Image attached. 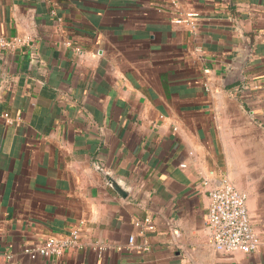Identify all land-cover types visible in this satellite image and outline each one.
I'll list each match as a JSON object with an SVG mask.
<instances>
[{"label":"crops","instance_id":"0c3cea01","mask_svg":"<svg viewBox=\"0 0 264 264\" xmlns=\"http://www.w3.org/2000/svg\"><path fill=\"white\" fill-rule=\"evenodd\" d=\"M179 1L197 29L172 0H0V34L21 39L0 61V264H264V0ZM223 177L255 252L205 229ZM78 225L81 248L30 256Z\"/></svg>","mask_w":264,"mask_h":264},{"label":"built area","instance_id":"2783aa9c","mask_svg":"<svg viewBox=\"0 0 264 264\" xmlns=\"http://www.w3.org/2000/svg\"><path fill=\"white\" fill-rule=\"evenodd\" d=\"M179 0H172L173 12L176 14L171 21L177 24H187L192 30L197 29L200 12L190 9L182 13L178 9ZM53 13H55L53 11ZM19 38H7L0 34V61H2L3 51L13 48ZM80 52V48H76ZM204 72L209 73L208 69ZM4 82L0 80V92ZM206 88L207 83H205ZM0 118L6 123L12 122V117L7 110L0 111ZM180 166H185L181 163ZM210 182L206 179L204 184ZM209 205L205 216V229L209 235L213 247L223 253H233L242 251L244 253L255 252L260 244V233L251 223L247 209L246 192L239 190L232 181L223 177L216 184L210 185L208 189ZM82 223V221H81ZM134 237H129V245H133ZM80 226H74L70 232L62 235H50L38 242L29 251L31 257L38 255L43 257H61L72 248L83 246Z\"/></svg>","mask_w":264,"mask_h":264},{"label":"water","instance_id":"95a60500","mask_svg":"<svg viewBox=\"0 0 264 264\" xmlns=\"http://www.w3.org/2000/svg\"><path fill=\"white\" fill-rule=\"evenodd\" d=\"M249 56L250 49L249 47H246L245 51L241 55H238L234 58V60L230 64L229 69L227 70L225 77L223 78V86H228L244 80V68L249 59Z\"/></svg>","mask_w":264,"mask_h":264}]
</instances>
